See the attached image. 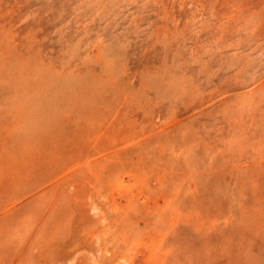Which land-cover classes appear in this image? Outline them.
Instances as JSON below:
<instances>
[{"label":"rangeland","instance_id":"rangeland-1","mask_svg":"<svg viewBox=\"0 0 264 264\" xmlns=\"http://www.w3.org/2000/svg\"><path fill=\"white\" fill-rule=\"evenodd\" d=\"M0 264H264V0H0Z\"/></svg>","mask_w":264,"mask_h":264}]
</instances>
